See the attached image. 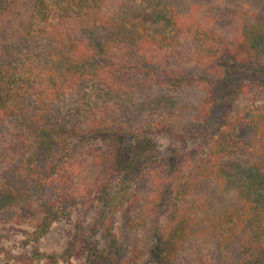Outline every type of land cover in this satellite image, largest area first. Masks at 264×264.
Here are the masks:
<instances>
[{
	"label": "trees",
	"instance_id": "trees-1",
	"mask_svg": "<svg viewBox=\"0 0 264 264\" xmlns=\"http://www.w3.org/2000/svg\"><path fill=\"white\" fill-rule=\"evenodd\" d=\"M217 1L0 0V121L17 118L22 145L0 181V213L37 203L46 215L38 234L45 235L57 208L87 196L71 186L59 191L73 174L53 169L69 141L118 129L140 135L164 127L181 135L193 114L207 122L217 105L213 95L227 80L222 57L264 61V17L244 19L230 46L200 13ZM160 24L204 46L190 76L176 80L158 70L154 50L162 43L153 26ZM140 74L146 83L130 76ZM146 89L151 94L141 97ZM234 102L213 125L206 159L188 165L174 151L150 162L142 176L150 189L139 185L140 174L124 184L142 170L147 148L130 157L128 148H115L110 174L119 186L109 192L112 183L100 179L95 188L104 189L98 198L103 211H114L110 220L120 215L122 235L135 234L127 248L114 236V248L127 251L117 264H180L198 239L220 264H264V105ZM246 125L251 137L240 140Z\"/></svg>",
	"mask_w": 264,
	"mask_h": 264
},
{
	"label": "rangeland",
	"instance_id": "rangeland-1",
	"mask_svg": "<svg viewBox=\"0 0 264 264\" xmlns=\"http://www.w3.org/2000/svg\"><path fill=\"white\" fill-rule=\"evenodd\" d=\"M200 13L207 19L205 24L211 23L216 36L231 46L230 43L236 39L244 19L253 21L264 17V0H218ZM153 33L161 41L159 43H162L154 50L155 58L159 62L158 70L164 72L165 76L173 75L176 80H180L178 77L185 74L190 76L191 67H195L196 59L204 46L166 25H154ZM229 53L222 57L220 64L228 72L227 80L220 84L219 91L213 95L217 105L207 122L193 114L186 122L189 125L187 133L181 135L164 127L148 129L147 133L140 135L118 129L102 131L84 141H69L70 150L64 149L59 164L57 161L54 163L56 168L53 169L56 173L60 172V167H65L68 172L73 171L70 175L72 177L61 184L59 191L65 193L68 186H71L80 189L87 196L73 199L68 206L57 208L53 225L45 235L38 234L39 226L46 215L37 203L26 204L15 211L10 208L2 211L0 264H91L96 258L94 264H117V260L123 258L127 251L119 252L114 248V236L127 248L129 241L135 239V234L122 235L120 215L115 213L114 219L110 220L112 214L109 212L114 211L108 208L103 211L102 201L98 198L104 189L98 191L95 188L97 180H108L106 185H111V182V189L107 188L109 192L119 186L117 178L110 174V155L117 146L128 148L129 157L131 153H136V148L138 151L141 146L146 147L148 151L144 154H148V160H145L142 170L139 171L138 168L124 181L125 185H129L140 174L138 183L145 189H150V181L147 177L142 180V176L148 171L144 168L152 161L162 160L174 151L182 156L186 155L188 165L206 159L215 130L213 125L232 110L234 101L241 108L264 105V61L244 65L231 58ZM130 76L133 80L145 83L148 79L143 74ZM150 94L149 89H146L141 97ZM12 119L0 121V181L9 159H16L22 147L19 138L21 125L14 120L17 118ZM102 121L108 126L113 124L112 119L106 116H102ZM251 134V127L246 125L240 129L238 138L248 140ZM64 163H69L70 166ZM251 176L252 174L247 175L250 183L253 182ZM52 189L58 192L57 187ZM101 212L107 214L108 218L104 219ZM210 251L205 242L194 240L182 253L179 263L220 264L221 260L214 258Z\"/></svg>",
	"mask_w": 264,
	"mask_h": 264
}]
</instances>
